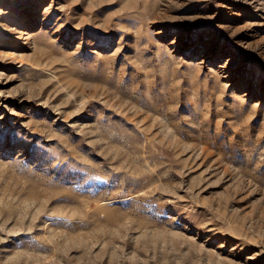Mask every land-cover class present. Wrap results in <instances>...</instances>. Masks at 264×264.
Segmentation results:
<instances>
[{"label":"rangeland","instance_id":"obj_1","mask_svg":"<svg viewBox=\"0 0 264 264\" xmlns=\"http://www.w3.org/2000/svg\"><path fill=\"white\" fill-rule=\"evenodd\" d=\"M0 264H264V0H0Z\"/></svg>","mask_w":264,"mask_h":264},{"label":"bare ground","instance_id":"obj_2","mask_svg":"<svg viewBox=\"0 0 264 264\" xmlns=\"http://www.w3.org/2000/svg\"><path fill=\"white\" fill-rule=\"evenodd\" d=\"M1 39H2V37L0 36V42H2V40H1Z\"/></svg>","mask_w":264,"mask_h":264}]
</instances>
